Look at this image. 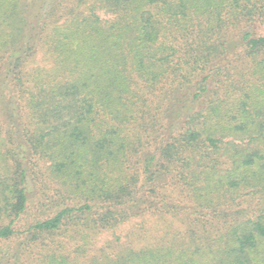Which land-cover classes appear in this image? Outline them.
Wrapping results in <instances>:
<instances>
[{
	"label": "trees",
	"instance_id": "trees-1",
	"mask_svg": "<svg viewBox=\"0 0 264 264\" xmlns=\"http://www.w3.org/2000/svg\"><path fill=\"white\" fill-rule=\"evenodd\" d=\"M0 264H264V0H0Z\"/></svg>",
	"mask_w": 264,
	"mask_h": 264
},
{
	"label": "rangeland",
	"instance_id": "rangeland-1",
	"mask_svg": "<svg viewBox=\"0 0 264 264\" xmlns=\"http://www.w3.org/2000/svg\"><path fill=\"white\" fill-rule=\"evenodd\" d=\"M144 220L133 219L128 223L122 224L114 228L113 230L115 231V233H118L124 241H126V236H129V238L132 241L137 243V245H140V244H143L144 240H148L152 235H155V232L158 231V229L156 230V227H160L162 229L163 228L162 226H165L163 224H160V225L157 224L156 220H154L153 218H146ZM140 224L143 225L145 229H149V233L145 235L147 236V239L144 238V240H142V238L137 237L135 234L134 235L131 234L133 230L135 231L136 229L141 228L139 227ZM111 237H112V231H106L104 232L103 235L99 237V239H100V242H103L104 241L103 239H107V238L109 239Z\"/></svg>",
	"mask_w": 264,
	"mask_h": 264
}]
</instances>
